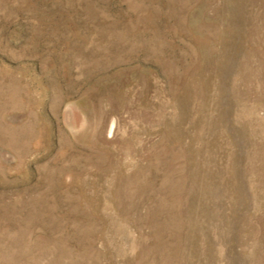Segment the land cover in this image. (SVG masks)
I'll use <instances>...</instances> for the list:
<instances>
[{"label": "rangeland", "instance_id": "obj_1", "mask_svg": "<svg viewBox=\"0 0 264 264\" xmlns=\"http://www.w3.org/2000/svg\"><path fill=\"white\" fill-rule=\"evenodd\" d=\"M0 264H264V0H0Z\"/></svg>", "mask_w": 264, "mask_h": 264}, {"label": "bare ground", "instance_id": "obj_2", "mask_svg": "<svg viewBox=\"0 0 264 264\" xmlns=\"http://www.w3.org/2000/svg\"><path fill=\"white\" fill-rule=\"evenodd\" d=\"M109 131H110V133L113 131V124H112V126L110 127Z\"/></svg>", "mask_w": 264, "mask_h": 264}]
</instances>
